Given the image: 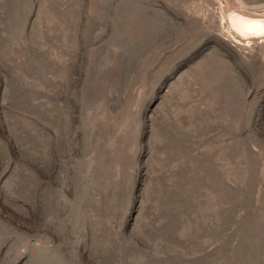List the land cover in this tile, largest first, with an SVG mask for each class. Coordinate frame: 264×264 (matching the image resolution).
Listing matches in <instances>:
<instances>
[{"label": "rangeland", "instance_id": "1", "mask_svg": "<svg viewBox=\"0 0 264 264\" xmlns=\"http://www.w3.org/2000/svg\"><path fill=\"white\" fill-rule=\"evenodd\" d=\"M259 1L0 0V264H264Z\"/></svg>", "mask_w": 264, "mask_h": 264}, {"label": "bare ground", "instance_id": "2", "mask_svg": "<svg viewBox=\"0 0 264 264\" xmlns=\"http://www.w3.org/2000/svg\"><path fill=\"white\" fill-rule=\"evenodd\" d=\"M231 17V16H230ZM232 21L234 26L239 29L245 36L261 37L264 36V19L258 17H243L241 15H233Z\"/></svg>", "mask_w": 264, "mask_h": 264}, {"label": "crops", "instance_id": "3", "mask_svg": "<svg viewBox=\"0 0 264 264\" xmlns=\"http://www.w3.org/2000/svg\"><path fill=\"white\" fill-rule=\"evenodd\" d=\"M247 1H250V0H247ZM255 2L259 1V0H254ZM260 3H264V0H260L259 1Z\"/></svg>", "mask_w": 264, "mask_h": 264}]
</instances>
